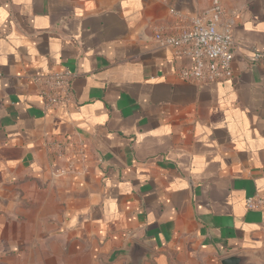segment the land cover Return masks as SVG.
Returning a JSON list of instances; mask_svg holds the SVG:
<instances>
[{"label":"crops","instance_id":"obj_1","mask_svg":"<svg viewBox=\"0 0 264 264\" xmlns=\"http://www.w3.org/2000/svg\"><path fill=\"white\" fill-rule=\"evenodd\" d=\"M212 1L0 0V264H264V0H219L231 80H179L153 38Z\"/></svg>","mask_w":264,"mask_h":264},{"label":"built area","instance_id":"obj_2","mask_svg":"<svg viewBox=\"0 0 264 264\" xmlns=\"http://www.w3.org/2000/svg\"><path fill=\"white\" fill-rule=\"evenodd\" d=\"M176 16L175 12H171ZM155 43L168 48L177 58L187 60L176 71V77L189 83H212L231 80L234 76L232 63L236 53L233 35V18L219 0L187 19L178 18L168 29L154 33ZM263 54L254 51L251 62L259 61ZM74 74L68 69L48 72L32 78L38 98L46 109L72 104V80ZM69 143H61L57 152L64 154ZM59 149V150H58ZM82 157V151L78 153ZM70 162V161H69ZM62 172L61 174H63ZM247 210H263V197H248Z\"/></svg>","mask_w":264,"mask_h":264},{"label":"water","instance_id":"obj_3","mask_svg":"<svg viewBox=\"0 0 264 264\" xmlns=\"http://www.w3.org/2000/svg\"><path fill=\"white\" fill-rule=\"evenodd\" d=\"M222 264H247V259L243 256L232 255L223 259Z\"/></svg>","mask_w":264,"mask_h":264}]
</instances>
